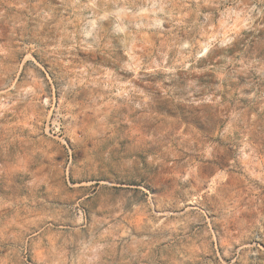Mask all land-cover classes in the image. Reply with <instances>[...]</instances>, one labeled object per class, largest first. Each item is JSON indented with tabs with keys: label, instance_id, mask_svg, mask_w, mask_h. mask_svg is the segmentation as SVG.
I'll return each mask as SVG.
<instances>
[{
	"label": "rangeland",
	"instance_id": "1",
	"mask_svg": "<svg viewBox=\"0 0 264 264\" xmlns=\"http://www.w3.org/2000/svg\"><path fill=\"white\" fill-rule=\"evenodd\" d=\"M0 264H264V0H0Z\"/></svg>",
	"mask_w": 264,
	"mask_h": 264
}]
</instances>
